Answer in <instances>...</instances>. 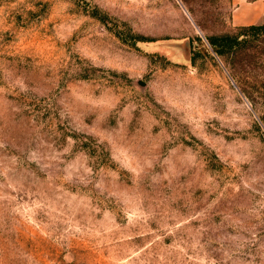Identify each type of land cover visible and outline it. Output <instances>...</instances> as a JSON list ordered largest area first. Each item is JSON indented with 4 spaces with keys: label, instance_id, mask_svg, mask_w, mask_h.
Here are the masks:
<instances>
[{
    "label": "rangeland",
    "instance_id": "rangeland-1",
    "mask_svg": "<svg viewBox=\"0 0 264 264\" xmlns=\"http://www.w3.org/2000/svg\"><path fill=\"white\" fill-rule=\"evenodd\" d=\"M239 1L0 0V264H264Z\"/></svg>",
    "mask_w": 264,
    "mask_h": 264
},
{
    "label": "crops",
    "instance_id": "crops-1",
    "mask_svg": "<svg viewBox=\"0 0 264 264\" xmlns=\"http://www.w3.org/2000/svg\"><path fill=\"white\" fill-rule=\"evenodd\" d=\"M234 21L238 25L248 26L264 23V0L239 1Z\"/></svg>",
    "mask_w": 264,
    "mask_h": 264
},
{
    "label": "trees",
    "instance_id": "trees-1",
    "mask_svg": "<svg viewBox=\"0 0 264 264\" xmlns=\"http://www.w3.org/2000/svg\"><path fill=\"white\" fill-rule=\"evenodd\" d=\"M251 29H253V27Z\"/></svg>",
    "mask_w": 264,
    "mask_h": 264
}]
</instances>
